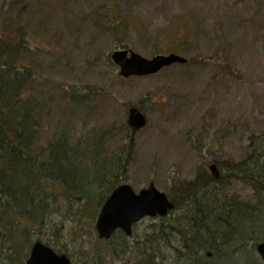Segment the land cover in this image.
<instances>
[{
  "label": "rangeland",
  "instance_id": "obj_1",
  "mask_svg": "<svg viewBox=\"0 0 264 264\" xmlns=\"http://www.w3.org/2000/svg\"><path fill=\"white\" fill-rule=\"evenodd\" d=\"M103 7L132 24L113 30L100 16ZM21 9L47 45L31 49L44 72L30 87L47 139L71 125L77 137L92 135L109 153L124 139L129 107L141 104L147 124L131 132L136 148L124 181L137 192L153 182L168 195L200 166L209 170L216 159L258 154L249 144L264 136V0H6L8 24ZM120 49L146 58L177 52L202 62L123 78L110 60ZM225 189L227 198L256 202L243 181L234 179ZM90 209L76 193L61 196L30 237L74 264L88 255L95 264H134V241L144 249L143 240L160 223L145 218L132 236L103 240L95 229L98 212L89 227ZM263 219L264 209L255 222ZM9 239L0 241V264H24L29 248L23 245V255L9 260Z\"/></svg>",
  "mask_w": 264,
  "mask_h": 264
},
{
  "label": "trees",
  "instance_id": "obj_2",
  "mask_svg": "<svg viewBox=\"0 0 264 264\" xmlns=\"http://www.w3.org/2000/svg\"><path fill=\"white\" fill-rule=\"evenodd\" d=\"M5 4L6 0H0V227L1 239L5 235L12 242L8 258L15 260L23 255V245L30 248L32 229L41 231L61 196L76 193L85 210L91 207L89 227L94 229L98 208L127 178L136 145L128 126L123 141L109 153L92 135L77 137L71 125L47 139L30 91L44 72L31 49H41L39 43L47 45L29 25L24 9L8 24ZM110 8L100 12L110 28L121 31L132 24L117 11L109 13ZM110 60L114 63L112 54ZM196 61L202 62L190 57L187 64ZM249 146L259 147L256 156L252 152L243 160H214L227 170L220 171L218 178L200 166L193 178L172 186L175 207L143 240L144 249L140 240L134 241V264H264L256 253L258 242L264 240V219L255 222L264 209L260 196L264 193V136L251 140ZM234 179L252 186L255 203L226 197L225 188ZM115 234L127 237L121 231ZM84 264L95 263L88 255Z\"/></svg>",
  "mask_w": 264,
  "mask_h": 264
},
{
  "label": "water",
  "instance_id": "obj_3",
  "mask_svg": "<svg viewBox=\"0 0 264 264\" xmlns=\"http://www.w3.org/2000/svg\"><path fill=\"white\" fill-rule=\"evenodd\" d=\"M113 59L120 66V74L124 77L153 74L172 63L187 61L175 53L157 55L148 59L135 52L128 55L127 51L115 52ZM146 121V116L138 108L129 109L128 123L132 128L141 129ZM211 169L217 174L215 165H211ZM173 206L174 204L166 194L158 190L154 184H150L139 193H135L129 184H122L102 205L96 221V230L99 236L105 239H109L117 228L131 234V228L135 222L145 216L165 215ZM257 249L264 260V242L260 243ZM27 264L73 263L67 255L58 254L51 247L36 241Z\"/></svg>",
  "mask_w": 264,
  "mask_h": 264
}]
</instances>
